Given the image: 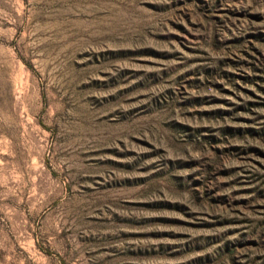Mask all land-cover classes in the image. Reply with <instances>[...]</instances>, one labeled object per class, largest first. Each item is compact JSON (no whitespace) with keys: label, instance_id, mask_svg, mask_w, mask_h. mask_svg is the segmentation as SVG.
<instances>
[{"label":"rangeland","instance_id":"obj_1","mask_svg":"<svg viewBox=\"0 0 264 264\" xmlns=\"http://www.w3.org/2000/svg\"><path fill=\"white\" fill-rule=\"evenodd\" d=\"M0 264H264V0H0Z\"/></svg>","mask_w":264,"mask_h":264}]
</instances>
